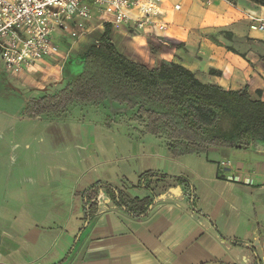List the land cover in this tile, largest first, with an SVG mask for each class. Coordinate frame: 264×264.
<instances>
[{"label": "crops", "instance_id": "0c3cea01", "mask_svg": "<svg viewBox=\"0 0 264 264\" xmlns=\"http://www.w3.org/2000/svg\"><path fill=\"white\" fill-rule=\"evenodd\" d=\"M160 4L165 32L112 30L123 54L150 66L179 63L203 82L246 87L264 100V33L251 27V14L264 19V7L245 0ZM61 65L43 63L37 92L63 87ZM5 80L14 86V78ZM71 106L37 117L0 110V264H264V178L252 170V156L241 158L247 151L173 155L162 136L144 132L122 106L112 110L119 117L84 124L78 118L80 125L63 127L60 136V127L47 124L61 122L50 119ZM13 149L14 171L4 175L3 151ZM226 160L231 167L219 165ZM102 165L106 169L94 176ZM98 182L131 199H150L146 214L132 216L100 188L86 218L84 195Z\"/></svg>", "mask_w": 264, "mask_h": 264}, {"label": "trees", "instance_id": "16d2710c", "mask_svg": "<svg viewBox=\"0 0 264 264\" xmlns=\"http://www.w3.org/2000/svg\"><path fill=\"white\" fill-rule=\"evenodd\" d=\"M226 1L236 4L239 0ZM245 1L264 7V0ZM88 36L61 65L63 87L54 94L40 92V97L26 99L24 115H56L73 104L108 102L132 110V118L144 132L162 136L173 155L264 143V100L252 98L246 87L226 90L201 81L194 72L171 61L150 66L134 60L117 47L109 23ZM100 188L132 216L146 214L150 199H131L98 182L84 195L86 218L93 209L88 202Z\"/></svg>", "mask_w": 264, "mask_h": 264}, {"label": "built area", "instance_id": "2783aa9c", "mask_svg": "<svg viewBox=\"0 0 264 264\" xmlns=\"http://www.w3.org/2000/svg\"><path fill=\"white\" fill-rule=\"evenodd\" d=\"M180 8L173 5L174 10ZM251 16V27L264 33V19ZM164 17L160 0H0V60L7 76L23 80L29 71L40 73L45 61L63 63L70 48L60 50L59 36L68 34L72 44L104 23L112 30L124 25L137 34L147 29L163 33L167 29ZM219 165L231 167L232 163L226 160Z\"/></svg>", "mask_w": 264, "mask_h": 264}, {"label": "rangeland", "instance_id": "374dc122", "mask_svg": "<svg viewBox=\"0 0 264 264\" xmlns=\"http://www.w3.org/2000/svg\"><path fill=\"white\" fill-rule=\"evenodd\" d=\"M90 34V33H89ZM89 34L85 35L79 40H76L74 43L71 44L73 41V38H71L68 34H64L63 36H59L56 38V44L60 48L61 51H65L66 48H71L69 53H73L74 51H77L84 43H86L89 39ZM66 59V58H65ZM64 59V60H65ZM63 60V62H64ZM5 69L4 66L0 60V110L2 112L11 113L14 115L22 116L24 113V99H31L30 95L35 96V98L40 97L42 94L40 92H37L35 83L37 80L45 75L46 71L42 74H37L35 71H29V75L25 76L22 80V77H15L14 78V86L8 82H4L5 80ZM63 73H61L62 75ZM60 75V77H61ZM58 74L54 72H50L47 77L51 79L57 78ZM48 78V79H49ZM6 81V80H5ZM16 85V86H15ZM37 85V84H36ZM113 107V108H112ZM120 106L113 104L111 106L108 102L101 104L98 108L86 105L85 107L79 106V105H72L69 108L70 113H67L66 115L61 116L60 118L50 119V122L58 121L61 122H55L50 124L49 121L47 123L48 126L52 127H60L58 130V133L60 136H62L61 133H63V127L75 129L77 128L80 123H78V118H80L81 123H86L88 120H93L94 122L101 121L107 116L110 118L119 117L116 115H120L121 113L112 114V110L118 109ZM132 110L126 109V111L123 113V115L129 116L131 115ZM81 115H84V118L81 119ZM122 115V114H121ZM120 124V123H118ZM29 122H18L16 125L17 127H27ZM47 125H41L44 127H47ZM134 123H131L130 126H134ZM31 126H33L31 124ZM40 127V126H37ZM125 127V126H123ZM73 132V131H72ZM56 134V136H59V134ZM54 134V133H53ZM115 137V136H113ZM119 137V136H117ZM122 141V139H120ZM237 149V148H236ZM241 150L247 151V155H243L241 158H244V156L253 157L257 162H254L252 165V170L256 173H259L264 178V143H256L254 145H251L247 148H241ZM74 150L70 152L69 156L71 155L73 157ZM3 159V174L6 175L7 173H10L11 170L14 171V149L13 150H6L3 151L2 157ZM106 166H97V171L95 173H92L94 176L99 175L101 170H105Z\"/></svg>", "mask_w": 264, "mask_h": 264}]
</instances>
